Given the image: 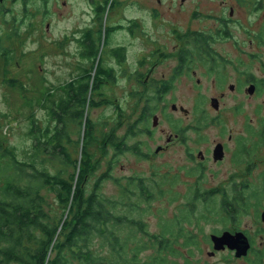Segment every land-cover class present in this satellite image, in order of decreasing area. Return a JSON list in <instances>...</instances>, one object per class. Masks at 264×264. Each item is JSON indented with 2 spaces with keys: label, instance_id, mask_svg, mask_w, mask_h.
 <instances>
[{
  "label": "flooded vegetation",
  "instance_id": "obj_1",
  "mask_svg": "<svg viewBox=\"0 0 264 264\" xmlns=\"http://www.w3.org/2000/svg\"><path fill=\"white\" fill-rule=\"evenodd\" d=\"M79 1L84 11L59 38V68L69 70L64 83L78 80L104 87L133 81L146 87L135 100L136 119L126 127L124 136L130 139L159 131L167 144L158 146L155 154L164 152L173 142V175L176 181L180 177L185 186L182 195L186 213H192L196 203L209 211L206 204L215 196L250 193L255 197L259 191L264 192V179L259 191L250 189V181H238L242 175L240 167L244 164L251 168L253 156L259 150L264 154V0H173L177 13L189 12L182 30L179 26L173 28V18L170 24L163 18V9L157 13L158 9L153 8L151 18L157 23L156 19L159 20L167 34L138 36L142 47L135 62L137 69L132 73L125 72L130 57L129 39L136 36L134 31L139 23L121 15L123 0ZM160 1H156L158 6ZM48 3L49 0H0V14L15 20L18 13L12 8L20 6L22 19L28 21L25 32L31 33L41 25L45 14L52 13ZM61 5L66 8L67 2ZM48 28L46 23V31ZM164 60L169 61L164 66L167 71L160 68ZM179 86L183 93L178 92ZM178 96L188 100L192 96L193 107L187 109L178 104ZM152 100L155 104L150 103ZM173 115H179L178 119ZM163 116L170 119L173 133L167 135L159 127ZM182 119H189L190 123L181 126ZM125 146L130 149L127 151L138 150L137 144ZM227 161L235 167L234 171L226 179L216 181L220 166ZM247 168L245 171L249 172ZM130 182L136 184L134 180ZM263 211L264 208L258 214L262 225ZM225 231L238 232L221 230L204 236L211 246L207 256L214 258L228 250H214L211 241L212 236ZM243 233L252 247L253 239ZM193 238H173V244L180 241L194 245ZM260 239L264 237L261 235ZM183 264H189L187 259Z\"/></svg>",
  "mask_w": 264,
  "mask_h": 264
},
{
  "label": "rangeland",
  "instance_id": "obj_2",
  "mask_svg": "<svg viewBox=\"0 0 264 264\" xmlns=\"http://www.w3.org/2000/svg\"><path fill=\"white\" fill-rule=\"evenodd\" d=\"M63 1L67 2L66 8L61 5ZM156 1L123 0L122 2L124 5L121 15L139 23L134 31L136 36L129 39L130 57L126 63L125 72L132 73L137 69L135 62L138 58V51L142 47V39L138 36L159 37L167 34L161 29L160 21L156 19L157 23L151 18V14L155 13L152 12L153 8L158 9L157 13L163 9V18L169 24L173 18V28L179 26V30H182L181 26L186 25L188 11L177 13L173 0H161L160 6L156 4ZM36 7L39 8V6H31V8ZM47 7L52 13L45 14L41 25L33 28L31 33L25 32L29 28L26 26L28 21L22 19L24 13L20 11V6L16 5L12 8L18 13L15 20H10L11 17L0 14V144L10 149L16 158L22 161L28 160L27 155L33 147V138L30 134L32 123L36 125L37 130L53 129L54 122L50 119L49 107L53 106L52 100L55 101L58 98L62 86L65 85L64 82L68 81L66 73L69 72L66 68H59V38L64 29L72 28L76 18L84 11L79 0H49ZM58 11L63 12V15H59ZM46 23L49 24L47 31ZM168 62V60L160 62L162 71H167L164 66L165 64L168 66ZM156 77H160L159 71ZM9 80L15 81L14 87L8 84ZM184 82L187 83L186 80ZM124 84L104 86L88 92L85 116L90 125L85 121L84 128L86 134L87 128L92 130L89 144H85L86 138L83 140V129L80 135H77L76 124L70 129L74 144L66 145V149L71 159L77 160L76 169L83 167L84 157L81 151L83 145L87 146L86 150L93 156L94 163L99 165L98 169L87 177L84 184L85 194H88L94 182L101 175L108 174V179L103 180L99 185V196L102 199L115 201L118 212H128L132 218L145 224L146 232L144 233L131 231L124 226L116 230L120 239L130 240L131 248L134 245L147 247L139 253L141 260L155 254V249L149 248L152 242L149 237L159 233L166 223L172 222L177 223L173 238L192 236L196 244L183 245L178 241L174 245L177 253L168 259L169 264L170 262L183 264L186 259L189 264H254L256 262L254 254L264 245V239H260L261 235L264 237V225L258 220V214L264 208V192L259 191L261 180L264 179V154L262 155L259 150L253 156L251 168H247L244 164L240 167L242 175L238 181L241 183L250 181V189L259 191V193L255 197H251L250 193L246 195L248 206L239 214L236 224L229 223L225 212L220 210L222 199L229 197H212L206 204V208L209 206V211H205L201 203H196L193 206L194 211L186 213L185 197L182 195L185 186L180 177L178 178L180 181H176L173 175V142L167 146V150L155 154L158 146L167 144L164 135H161L159 131H153L150 136L139 134L130 139L124 136L126 127L134 118L136 119V115H133L135 100L146 89L144 85L133 81H127ZM178 92L183 93L184 90L179 86ZM189 97L193 100L192 96ZM46 98L50 100L47 101ZM192 100L178 96L177 103L191 109L194 105V100ZM150 103L155 104L153 100ZM173 117L178 119L179 115H173ZM161 120L159 127L164 129L167 135L173 133L170 119L163 116ZM189 123V119H182L180 125L185 126ZM111 128L115 130L114 136L126 145L137 144L140 154L125 151L116 155L110 147L105 150L104 154L98 149L103 139V131L105 133ZM230 164L227 161L220 166L221 171L216 181L226 179L227 175L234 171L235 167ZM44 167L51 174L61 171L62 177L68 180L74 174V167L71 164L65 166L56 160H47ZM245 168L249 169V172L245 171ZM130 178L141 179L155 197L144 202L137 194L134 183L129 185L133 195L123 194V188H129L127 183ZM0 184H2L1 179ZM46 193L52 216L54 214L60 217L62 209L54 200L55 196L50 192L46 191ZM214 204L219 208L216 212L211 211ZM65 215L66 212L63 214V220ZM221 230L248 233L254 243L248 255L237 259L233 252L225 250L216 254L214 258L207 256V251L211 246L204 241V236ZM100 243L101 240L96 238L92 247L100 253L107 251L105 245L101 247Z\"/></svg>",
  "mask_w": 264,
  "mask_h": 264
},
{
  "label": "trees",
  "instance_id": "obj_3",
  "mask_svg": "<svg viewBox=\"0 0 264 264\" xmlns=\"http://www.w3.org/2000/svg\"><path fill=\"white\" fill-rule=\"evenodd\" d=\"M86 78H90V71ZM8 84L14 87L15 81L9 80ZM98 88L101 87L78 80L62 86L58 98L52 100L53 106L49 107L53 129L37 130L32 123L33 147L27 161L18 160L10 149L0 144V264H169L168 259L176 255L173 233L177 223L168 222L159 233L149 237L152 241L149 248H154L155 254L145 260L139 258V253L147 247L134 245L131 248L128 238L118 237L116 230L122 226L143 233L146 228L128 212H118L115 201L99 196V185L108 179V174L101 175L88 194L84 192L88 175L99 165L83 145V167L77 170V160L71 159L66 145L74 144L70 129L75 124L77 135L83 129V140L86 138L85 144H89L92 130L87 128L86 134L84 128L85 121L90 125L85 116L87 94ZM114 131V128L108 134L103 131L97 148L104 154L109 147L116 155L130 150L114 136ZM135 154L140 153L135 150ZM47 160H56L65 166L71 164L74 174L68 180L62 177L61 171L49 173L44 167ZM131 180L136 182L137 194L144 202L155 197L141 179L134 178L128 180L129 188H123V194L133 195L129 186ZM46 191L55 196L54 200L62 209L60 217L52 216ZM220 206L229 223L236 224L239 214L248 205L246 196L241 194L222 199ZM217 209L214 204L211 211ZM96 238L107 251L100 253L92 247ZM254 257V264L264 263V246Z\"/></svg>",
  "mask_w": 264,
  "mask_h": 264
},
{
  "label": "water",
  "instance_id": "obj_4",
  "mask_svg": "<svg viewBox=\"0 0 264 264\" xmlns=\"http://www.w3.org/2000/svg\"><path fill=\"white\" fill-rule=\"evenodd\" d=\"M261 220L264 221V211L261 214ZM211 241L214 250L227 248L234 251L236 258L246 256L250 249L249 241L243 232L230 233L225 231L220 236H212Z\"/></svg>",
  "mask_w": 264,
  "mask_h": 264
},
{
  "label": "bare ground",
  "instance_id": "obj_5",
  "mask_svg": "<svg viewBox=\"0 0 264 264\" xmlns=\"http://www.w3.org/2000/svg\"><path fill=\"white\" fill-rule=\"evenodd\" d=\"M90 97V96H89ZM233 256V255H232ZM235 257V256H234Z\"/></svg>",
  "mask_w": 264,
  "mask_h": 264
}]
</instances>
